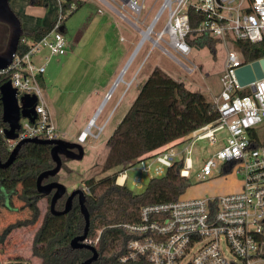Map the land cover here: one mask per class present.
I'll list each match as a JSON object with an SVG mask.
<instances>
[{"label": "built area", "instance_id": "1", "mask_svg": "<svg viewBox=\"0 0 264 264\" xmlns=\"http://www.w3.org/2000/svg\"><path fill=\"white\" fill-rule=\"evenodd\" d=\"M27 1L31 5L38 2ZM54 1L58 12L50 32L38 42L23 39V43L29 45L28 51L17 52L12 63L0 70V79H5L2 84L10 81L19 100L26 95L37 97L36 119L31 122L28 118H21L16 139H6L3 132L6 125H1L0 134L9 155L23 140L60 139L41 81L51 60L70 52L65 22L78 5L74 0L71 3L69 0ZM95 1L109 8L121 22L136 29L142 36L140 41L149 32L144 44L151 42L152 49L147 58L153 49H158L188 76L198 70L189 59L195 47L211 40H221L232 44L235 49L228 50L221 79L224 89L214 97L220 114L218 120L148 153L134 167L153 179L163 177L169 168L178 166L180 175L192 182L195 145L202 140H208L211 145L222 143L217 153L204 163L197 182L214 178L217 170L221 175L235 172L242 177L241 190L228 195L180 198L176 202L143 207L138 223L121 226L134 238L128 242L120 261L264 264V77L243 87L239 85L237 70L253 62H246L234 44L237 40L264 43V0H163L148 25L146 19L142 20L146 0ZM191 9L203 16L195 31L191 28ZM165 13V25L156 32L155 28ZM189 38L196 40L195 46ZM243 93L245 95H241ZM92 122L79 136L80 143H85L90 136L94 139L100 136L103 127H97L98 132L93 134ZM220 133L225 135L219 138ZM181 145L183 148L179 150ZM134 167L118 171V186H128V172ZM143 182L142 177H133L134 186L141 187ZM82 189L86 195L90 193L89 188ZM101 233L99 231L95 238L88 237L84 243L97 248Z\"/></svg>", "mask_w": 264, "mask_h": 264}, {"label": "trees", "instance_id": "2", "mask_svg": "<svg viewBox=\"0 0 264 264\" xmlns=\"http://www.w3.org/2000/svg\"><path fill=\"white\" fill-rule=\"evenodd\" d=\"M72 1L69 0L70 3ZM33 5L47 7V1L38 0ZM189 14L192 31H195L203 16L193 9ZM52 26L53 23L49 27L40 26L36 30L24 29L26 35L21 38L18 54H23L29 49V45L24 44L23 39L28 42H38L50 32ZM192 35H195L194 32ZM189 41L194 46L197 43L190 38ZM216 41L211 40L207 44L214 45ZM234 44L243 54L246 62L264 59V43L252 44L249 41L237 40ZM4 80L0 79V86ZM41 83L43 86V80ZM219 115L216 105L204 94L190 91L162 69L155 68L108 139V153L101 172L134 167L141 157L217 121ZM51 148L45 144L27 143L10 167L0 168V207L30 211L27 218L11 222L0 232V245L6 242L14 230L38 224L41 216L38 204L45 196L37 190V179L42 172L54 167ZM0 149L2 160L6 161L9 153L2 137ZM117 175L118 172L99 180L91 177L80 187L90 189V193L86 195V206L90 213L88 237L95 238L97 233L102 231L99 246L96 248L100 256L93 264H145V262L120 261L127 251L128 242L134 238L121 226L138 223L141 210L145 206L176 202L192 186V182L183 178L179 167L175 166L169 168L163 177L150 179L145 189L136 193L128 186H118ZM53 180L57 181V176L44 183ZM15 197L22 203L19 209L14 206ZM47 199L48 212L35 234L33 255L41 259L43 264L83 263L92 256V252L88 249H72L70 245L85 228L78 201H75L67 215L57 217L51 214L50 197ZM57 208L59 210L64 208V200L57 204ZM59 219H65L64 228H60V224L54 222ZM51 228L54 229V233L49 234Z\"/></svg>", "mask_w": 264, "mask_h": 264}, {"label": "rangeland", "instance_id": "3", "mask_svg": "<svg viewBox=\"0 0 264 264\" xmlns=\"http://www.w3.org/2000/svg\"><path fill=\"white\" fill-rule=\"evenodd\" d=\"M77 1H83V3L79 6V9L66 20V37L72 42V49H75V52L79 54L83 60L84 46H87L91 39L90 30L86 28V26H88L87 22L90 21L91 17L99 16V18H103L113 24L116 16L109 8L95 5L94 0H76L78 4ZM162 1L163 0H146L145 10L142 15V20L146 19V25L151 22L158 12ZM47 3V7L35 6L31 8L28 6L29 2L26 0H11L10 2L12 9L21 19L24 29L37 28L43 25L51 26L57 16V8L52 0H48ZM37 18H40V20ZM166 19L167 13L163 15L161 21L157 24L155 28L156 32H160L163 29ZM119 27V30L116 32V39L113 41L117 47V54L114 55V60L109 66L110 70L102 72L100 82L102 84L106 81L111 83L107 93L109 95L107 100H105L107 96L104 97L102 92L104 88L102 85V88H98V95L93 94L90 88H88V90L86 89L84 85H86L89 75L86 76L87 73L83 70L78 71L76 75H72L71 73L73 78H71L70 82H68V78L70 77L69 71L63 75L64 79L63 76H61L60 83H62V80H65L62 86L64 92L61 93V97L59 96L58 98H61L62 101L57 102V94L60 93V89L57 85L49 83L47 88L43 87L44 98L56 120L55 123L60 132V139L70 142L76 141V138L84 129L89 115L93 110H95L94 114L97 113V115L93 120L95 126L92 128V133L95 134L98 132L97 127H103L97 139L90 136L87 141L82 144L85 149V156L82 160L64 161L63 168L57 175V181L67 188L68 194L80 188L83 183L91 177L99 180L112 176L119 171V168H116L107 173L101 172V167L108 153L107 141L118 127L117 125L120 123L123 115L129 110L138 96L141 87L155 68L162 69L175 81L184 84L190 91L204 94L210 101H213L214 97H218L224 89L221 79L225 73L228 50H235L232 44H226L221 40H217L214 45H208L206 42L203 46L195 47L189 59L198 66V70L191 76L186 75L175 61L164 57L158 49H153L147 58L152 49L151 42H146L138 53L136 51L137 54L135 53L132 62L125 69L142 36L136 29L124 22L120 23ZM102 31V27L98 26L97 41L99 43L103 40ZM121 37L124 39H121ZM76 39L79 41L78 44L74 46V41ZM80 47L82 48L78 51ZM144 62L145 64L142 66ZM124 69L125 72L121 75ZM120 75L121 78L116 85ZM48 93L50 95H48ZM262 133L264 137V129ZM224 135V133H220L218 137L222 138ZM222 146V143L211 145L208 140L199 141L195 145L192 155L194 164L192 186L186 191L182 198L228 195L237 193L241 190L243 180L242 177L235 172L221 175L217 170L214 178H209L203 182H197V175L201 172L204 163L217 153ZM178 148L181 150L183 145ZM128 175L129 180L127 185L136 193L142 192L150 180L149 175L142 174L136 167H134L133 170H129ZM136 175L144 179L141 187H136L132 184L133 177ZM13 203L16 209H19L22 205L17 197L13 199ZM38 205L41 208L43 217L44 214L48 212L49 204L47 197L41 199ZM0 210L7 211L6 207ZM10 211L12 212L10 214L11 218L16 221V218L19 216L18 211ZM41 220L37 225L27 227L28 230L36 233L41 224ZM54 222L59 223L60 228H64L65 226V219L55 220ZM53 231L54 229L51 228L49 234ZM52 236L53 234H51V237ZM26 240L27 239L24 238V241ZM33 241L34 240L30 238L27 246H32L31 248H33ZM41 249L44 248L41 247ZM32 251L33 249H28L27 253L30 258H33V261H26L24 264H43V261L35 257Z\"/></svg>", "mask_w": 264, "mask_h": 264}, {"label": "water", "instance_id": "4", "mask_svg": "<svg viewBox=\"0 0 264 264\" xmlns=\"http://www.w3.org/2000/svg\"><path fill=\"white\" fill-rule=\"evenodd\" d=\"M11 0H0V24L8 27L9 36L6 47L0 52V70L7 68L13 61L18 52L20 40L26 35L22 21L14 12L10 4ZM142 41L139 42L135 51L131 55L125 69L132 62V58L140 47ZM123 70L122 74L125 72ZM121 75L116 82L118 84ZM264 77V59L247 64L237 70V79L240 86H246L257 79ZM115 85V86H116ZM109 95L107 96V99ZM21 103V105H20ZM37 104L36 96L26 95L21 98L17 97V91L12 87L10 81L0 86V129L1 125H6L4 129V137L8 140H14L18 137L17 131L20 130L21 118H28L31 122L36 119L35 107ZM1 138V134H0ZM27 143L45 144L51 146V158L54 167L50 170L42 172L37 179V190L45 197L50 199V212L52 215L61 217L67 215L73 208L74 200L77 199L81 214L84 217L85 228L81 235L71 241L72 249H88L92 252V256L81 264H93L99 259V251L94 247L87 245L84 241L88 238L90 231V213L86 206V194L82 188L73 191L68 198L63 210L57 208V204L62 200L67 192V188L58 181L44 183L50 178H55L62 170L65 160H82L85 156V149L80 142H70L64 139L40 140L27 139L19 142L15 149L10 153L8 159L3 161L0 149V168L6 169L10 167L19 155L22 147Z\"/></svg>", "mask_w": 264, "mask_h": 264}, {"label": "crops", "instance_id": "5", "mask_svg": "<svg viewBox=\"0 0 264 264\" xmlns=\"http://www.w3.org/2000/svg\"><path fill=\"white\" fill-rule=\"evenodd\" d=\"M52 2L55 4L54 0H52ZM74 2H76V0H74ZM82 3H83V1H80V2H78V4L77 3L76 4L79 7V6H81ZM94 4L97 5L98 7L99 6L101 7V5L99 3H97L95 0H94ZM28 6L31 8L35 7V6L31 5L30 3L28 4ZM55 6H56V4H55ZM56 8H57V6H56ZM57 12H58V8H57ZM37 19L40 20V18H37ZM87 23H88V26H86V28H88L90 30L91 39H90V42L87 44V46H84L83 60L81 59L79 54H77L75 52V49L74 50L72 49V42H70L71 43L70 52L64 56L53 58L51 60V62L49 63V65L47 66V70H46V73L44 74V78H43V87L47 88L49 83H53V84L57 85V87L60 89V93L57 94V102L62 101L61 98H58V97L59 96L61 97V93L64 92V89L62 88V86H63V83L65 80H62V83H60V82H61V76H63L67 71H69L70 77L68 78L69 80L68 79H66V80H68V82H70L71 78H73L72 77L73 74L76 75V73L78 71L83 70L84 72L87 73L86 76L89 75V79L87 78L88 81H87L86 85H84L86 87V89L88 90V88H90L91 92L93 91V94L98 95L99 94L98 88H102L101 87V85H102L104 87L103 91H102L104 94V97L108 96L107 93H108V89L111 86V83L109 81H106L104 84H102L100 82H101V78H102V72H104L106 70H108V71L110 70L109 66L111 65V63L114 60V58H113V57H115L114 55L117 54V47L113 41L116 39V34H117L116 32H117V30H119V28H120L119 25L122 22L116 17L115 22H113V24H111V22L104 20L103 18H99V16H95V17L93 16V17H91L90 21H88ZM46 26H49V25H46ZM46 26H44V27H46ZM98 26L102 27V30H103L101 32V34L103 36L102 37L103 40L101 43H99L97 41V39H98V33H97ZM37 28H30V29H26V30H36ZM121 39H124V38L121 37ZM78 41H79L78 39H76L74 41V46H76L78 44ZM81 48L82 47H80L78 51H80ZM71 73H72V75H71ZM63 79H64V76H63ZM48 95H50V94L48 93ZM105 100H107V97ZM210 102L214 103V100L210 101ZM47 107H48L50 115L53 119V122L56 125V123H55L56 120L52 115V111L50 110L48 105H47ZM94 112H95V110H93L90 113L89 119H88L87 123L85 124L84 129L81 131V133L84 132L88 128L89 124L94 120V118H96L97 113L94 114ZM124 116L125 115H123L122 119L124 118ZM122 119H121V121H122ZM119 124L120 123H118V125ZM81 133L79 134V136L81 135ZM79 136L76 138V141H71V142H80ZM1 208H3V207H0V209ZM40 211H41V208H40ZM11 213L12 212L8 209H7V211L6 210H0V232L8 224H10L11 222L14 221V219H12L10 216ZM46 214H44V216L42 217V211H41V216H40V220L42 218L41 224L43 223V220H44ZM18 215L19 216L16 218V220L24 219L30 215V211L27 210V211L23 212V211L19 210ZM41 224H40V226H41ZM40 226L38 227V229L40 228ZM38 229H37V231H38ZM34 233H35L34 231L31 232L30 230H28L27 227H22V228H18L16 230H14L9 235L6 242L4 244L0 245V262L2 264H24V263H26V261H33V258H30V256L27 253L28 249H33V248H31L32 246L31 247L27 246V244H28V241L30 238L34 240V237L36 234V233L35 234ZM24 238H26L27 240L24 241ZM32 254H33V251H32Z\"/></svg>", "mask_w": 264, "mask_h": 264}, {"label": "flooded vegetation", "instance_id": "6", "mask_svg": "<svg viewBox=\"0 0 264 264\" xmlns=\"http://www.w3.org/2000/svg\"><path fill=\"white\" fill-rule=\"evenodd\" d=\"M8 36H9L8 27L3 25V24H0V52L5 49L6 44H7V40H8ZM53 181H55V180H53ZM50 182H52V181H50ZM69 195L70 194L67 193L66 196L62 199V200H64V206L66 203V199L68 198ZM50 199H51V197H50ZM62 200H60V201H62ZM75 201H77V199L74 200V203H75Z\"/></svg>", "mask_w": 264, "mask_h": 264}, {"label": "bare ground", "instance_id": "7", "mask_svg": "<svg viewBox=\"0 0 264 264\" xmlns=\"http://www.w3.org/2000/svg\"><path fill=\"white\" fill-rule=\"evenodd\" d=\"M148 35H149V32H147V33L144 34V39H142V42H141V44H140V47L137 49V53L139 52L140 48H141L142 46H144L143 44H144L145 40L147 39ZM137 53H136V54H137ZM134 55H135V54H134ZM133 57H134V56H133ZM132 59H133V58H132ZM94 126H95V122L93 121L92 124H91V128H93Z\"/></svg>", "mask_w": 264, "mask_h": 264}]
</instances>
